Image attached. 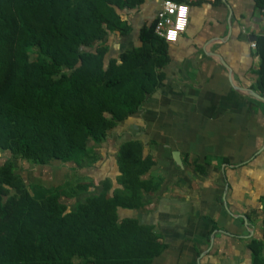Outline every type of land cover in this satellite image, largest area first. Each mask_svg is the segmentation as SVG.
Masks as SVG:
<instances>
[{
    "label": "trees",
    "instance_id": "obj_1",
    "mask_svg": "<svg viewBox=\"0 0 264 264\" xmlns=\"http://www.w3.org/2000/svg\"><path fill=\"white\" fill-rule=\"evenodd\" d=\"M143 2L0 0V264H151L162 252L152 225L119 216L154 191L139 139L117 146L114 179L105 175L97 190L93 180L54 186L14 172L17 162L92 171L108 159L110 133L141 109L168 61L155 19L138 46L106 58L108 36L128 30L118 10ZM248 249L250 264H264V209L262 238Z\"/></svg>",
    "mask_w": 264,
    "mask_h": 264
},
{
    "label": "crops",
    "instance_id": "obj_2",
    "mask_svg": "<svg viewBox=\"0 0 264 264\" xmlns=\"http://www.w3.org/2000/svg\"><path fill=\"white\" fill-rule=\"evenodd\" d=\"M261 1L190 2L185 30L168 42V61L157 68L156 89L103 146L139 139L154 162L148 202L138 211H119L120 218L153 226L163 249L151 264H250L248 243L262 238ZM160 5L144 0L118 10L128 30L109 35L106 58L138 46L140 28Z\"/></svg>",
    "mask_w": 264,
    "mask_h": 264
},
{
    "label": "rangeland",
    "instance_id": "obj_3",
    "mask_svg": "<svg viewBox=\"0 0 264 264\" xmlns=\"http://www.w3.org/2000/svg\"><path fill=\"white\" fill-rule=\"evenodd\" d=\"M109 38V36H108ZM108 41V39H107ZM111 40L109 39V43ZM122 140V137L118 139L113 144H118ZM114 150H117L116 146H108L107 153L105 155L112 154ZM105 151V150H102ZM109 151V152H108ZM106 152V151H105ZM115 153V152H114ZM113 153V154H114ZM110 159V158H109ZM112 159V158H111ZM110 159V160H111ZM109 160V161H110ZM113 160L108 162V159L104 162V165L102 167V170H94L92 171L87 170L86 168H80L76 169L75 171L70 170V168L67 165H55L56 163L52 162L47 165H33V164H24L25 167H23L20 163H16L17 166H15L14 171L18 176H20L25 183L32 182V181H39L44 182L48 185H54L58 186L60 184H63L64 182H69L71 185H74L76 182H84V181H92L93 185L90 186L88 189L90 190H97V187L99 186V180L105 178V175H109L108 177H112V180L114 179V167L111 166V163ZM19 164L21 167H19ZM108 164V165H107ZM113 171V172H112ZM108 173V174H107ZM82 177H79V176ZM68 187V186H65ZM95 187V188H94ZM88 191H85L83 194H79L77 196V199H82L84 197V194L88 193ZM70 199L68 201L69 205H72L76 200ZM120 214V213H119ZM120 216V215H119Z\"/></svg>",
    "mask_w": 264,
    "mask_h": 264
},
{
    "label": "built area",
    "instance_id": "obj_4",
    "mask_svg": "<svg viewBox=\"0 0 264 264\" xmlns=\"http://www.w3.org/2000/svg\"><path fill=\"white\" fill-rule=\"evenodd\" d=\"M204 0H161L160 8L155 15L154 31L167 42H175L188 22L189 3ZM264 12V7L262 8ZM255 48V44H252Z\"/></svg>",
    "mask_w": 264,
    "mask_h": 264
}]
</instances>
